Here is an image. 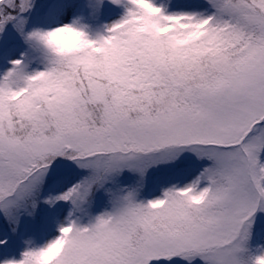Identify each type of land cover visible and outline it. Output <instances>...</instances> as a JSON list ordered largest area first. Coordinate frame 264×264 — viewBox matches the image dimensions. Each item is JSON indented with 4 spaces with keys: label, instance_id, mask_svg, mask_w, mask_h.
Returning a JSON list of instances; mask_svg holds the SVG:
<instances>
[{
    "label": "snow or ice",
    "instance_id": "snow-or-ice-1",
    "mask_svg": "<svg viewBox=\"0 0 264 264\" xmlns=\"http://www.w3.org/2000/svg\"><path fill=\"white\" fill-rule=\"evenodd\" d=\"M0 264H264V0H0Z\"/></svg>",
    "mask_w": 264,
    "mask_h": 264
}]
</instances>
